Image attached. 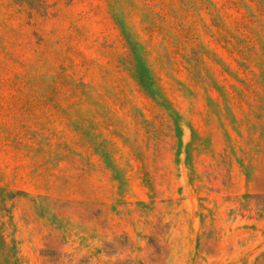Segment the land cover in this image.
I'll return each mask as SVG.
<instances>
[{"label": "rangeland", "instance_id": "obj_1", "mask_svg": "<svg viewBox=\"0 0 264 264\" xmlns=\"http://www.w3.org/2000/svg\"><path fill=\"white\" fill-rule=\"evenodd\" d=\"M0 264H264V0H0Z\"/></svg>", "mask_w": 264, "mask_h": 264}]
</instances>
